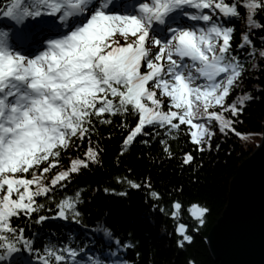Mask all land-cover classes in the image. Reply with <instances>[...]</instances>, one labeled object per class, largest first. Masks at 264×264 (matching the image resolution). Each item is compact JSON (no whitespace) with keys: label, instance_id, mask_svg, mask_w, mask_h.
<instances>
[{"label":"snow or ice","instance_id":"snow-or-ice-1","mask_svg":"<svg viewBox=\"0 0 264 264\" xmlns=\"http://www.w3.org/2000/svg\"><path fill=\"white\" fill-rule=\"evenodd\" d=\"M258 10L264 13V0H0V264H135L120 258L129 245L107 227V251L94 243L89 251L81 192L57 196L72 173L97 163L98 149L89 145L50 179L44 174L60 164L62 149L78 147L114 114L134 117L132 125L120 121L128 129L123 146L139 135L171 158L167 138L185 133L193 147L182 153L181 167L202 166L196 152H219L217 133L242 136L235 124L253 97L241 89L240 52L254 40L244 31L234 49L231 21L245 15L249 30L264 31ZM174 192L178 197L183 186ZM182 203L171 199V217ZM187 212L194 233L211 208L189 201ZM21 218L39 225L38 233L25 235ZM50 219L64 221L55 243ZM175 233L179 248L194 239L185 222Z\"/></svg>","mask_w":264,"mask_h":264},{"label":"trees","instance_id":"trees-1","mask_svg":"<svg viewBox=\"0 0 264 264\" xmlns=\"http://www.w3.org/2000/svg\"><path fill=\"white\" fill-rule=\"evenodd\" d=\"M256 18L264 24V13L258 10ZM231 23L235 26L232 38L234 49L241 42L240 34L244 31H249L254 40L252 46L246 45L240 52L245 69L241 89L253 97L246 101L239 122L235 124L236 131L243 133L242 136L228 132L223 139H219V133L214 135L213 145L221 144L219 152L213 148L211 152L194 153L197 165L201 160L203 164L200 167L193 165V170L181 167L179 163L182 153L193 147L185 133L182 132L176 139L167 138L173 153L171 158L162 151L163 146L158 142L140 143L143 137L139 135L130 146H123L121 141L128 129L122 127L120 121L124 119L132 125L134 117L114 114L109 124L97 122L96 130L89 137L77 140L78 147L68 152L62 149L58 157L60 164L44 174L46 179H50L55 171L67 168L71 159L82 157L89 145L98 149L97 163L72 173L65 189L60 190L57 186L58 197L81 192L82 202L78 205L82 212L81 228H92V233H88L89 251H94L93 243L107 251L110 238L103 234L107 227L111 230V238L118 237L122 243L129 245L126 256L121 252L120 258L135 264H188L191 259L195 260V264H217L209 252L206 237L226 207L230 183L239 166L259 145L264 124V58L259 57L260 50L264 49V31L249 30L245 15L233 18ZM121 147L125 149L122 154ZM117 177L122 179L117 181ZM128 179L141 187L130 188ZM145 184H150L151 188L145 187ZM180 185L183 192L177 197L174 189ZM105 188L115 191L105 192ZM153 190L161 194L158 200L151 197ZM174 198L183 202L177 217L170 216V201ZM189 201L207 204L211 208L206 224L194 233L191 232L193 221L187 212ZM181 222L189 225L190 234L194 236L191 244L183 248L177 247L179 237L175 233V227ZM18 223L26 227L25 235L38 233L40 229L39 225L23 218ZM63 224L60 219L47 221L52 229L53 243L61 239L60 226ZM43 231L48 232L49 228L45 227Z\"/></svg>","mask_w":264,"mask_h":264},{"label":"water","instance_id":"water-1","mask_svg":"<svg viewBox=\"0 0 264 264\" xmlns=\"http://www.w3.org/2000/svg\"><path fill=\"white\" fill-rule=\"evenodd\" d=\"M205 241L217 264H264V124L259 145L239 166L226 207Z\"/></svg>","mask_w":264,"mask_h":264}]
</instances>
